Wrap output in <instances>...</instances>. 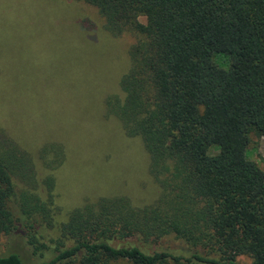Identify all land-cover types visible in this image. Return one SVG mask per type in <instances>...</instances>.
<instances>
[{"label": "trees", "instance_id": "1", "mask_svg": "<svg viewBox=\"0 0 264 264\" xmlns=\"http://www.w3.org/2000/svg\"><path fill=\"white\" fill-rule=\"evenodd\" d=\"M81 1L137 36L105 108L142 140L159 193L100 196L56 223L54 177L0 127V264H27L25 249L28 264H264V154L249 157L264 138V0Z\"/></svg>", "mask_w": 264, "mask_h": 264}, {"label": "rangeland", "instance_id": "2", "mask_svg": "<svg viewBox=\"0 0 264 264\" xmlns=\"http://www.w3.org/2000/svg\"><path fill=\"white\" fill-rule=\"evenodd\" d=\"M136 39L132 32L112 35L97 8L81 0H0V127L32 159L39 180L54 177L56 223L100 196L143 205L159 193L142 140L126 136L105 108L106 96L119 92ZM263 154L261 138L249 157L262 166ZM57 155L62 164L44 168ZM157 245L182 242L166 236ZM21 255L30 263L26 249ZM250 261L237 257L238 264Z\"/></svg>", "mask_w": 264, "mask_h": 264}]
</instances>
